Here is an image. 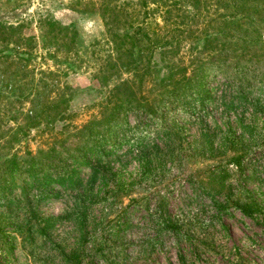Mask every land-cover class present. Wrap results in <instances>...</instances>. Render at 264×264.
Returning a JSON list of instances; mask_svg holds the SVG:
<instances>
[{"label":"rangeland","instance_id":"1","mask_svg":"<svg viewBox=\"0 0 264 264\" xmlns=\"http://www.w3.org/2000/svg\"><path fill=\"white\" fill-rule=\"evenodd\" d=\"M87 1L0 0V22L26 24L21 33L33 37L39 51L50 39L40 17L76 31L68 57L78 66L54 77L69 87L61 93L66 119L52 130L43 124L24 138L17 132L6 147L0 144V160L9 149L56 153L46 160L48 176L65 179L69 170L71 179L26 187L29 204H0V264H264V28L255 27V9L264 0H219L227 18L209 30L202 54L219 50L217 67L203 69V92L191 99L189 93L161 94L172 91L179 76L167 80L162 72L148 77L132 66L120 69L114 58L122 54L132 61L135 50L111 51L103 43L102 13ZM216 2L208 0L210 19L217 16ZM250 41L255 46L247 50ZM187 42L175 59L192 79L199 56ZM109 55L117 64L103 69ZM44 58V68L67 71ZM64 58L62 52L56 61ZM115 103L124 110L117 112ZM161 103L177 108L162 111ZM3 128L7 139L16 124L4 121ZM122 135L142 146L132 152L123 145L120 162L107 172L98 168V138L112 137L118 146ZM244 207L251 216L241 212ZM157 211L162 217L151 218ZM167 219L178 221L183 233L192 229L194 242L183 236L176 244L164 230Z\"/></svg>","mask_w":264,"mask_h":264},{"label":"trees","instance_id":"2","mask_svg":"<svg viewBox=\"0 0 264 264\" xmlns=\"http://www.w3.org/2000/svg\"><path fill=\"white\" fill-rule=\"evenodd\" d=\"M87 2L102 13L106 29L103 43L109 46L111 51L127 53L130 47L135 50V57L132 61L123 57L122 54L114 58L115 61L120 62V69L128 71L132 66L133 70L148 77L162 72L168 78L167 80L176 76L180 77L177 83L169 86L172 91H166L168 89L165 88L161 94H171L179 98L182 93H189L191 99L192 93L197 95L203 92V79L205 78L203 69H216L215 61L220 55L217 52L219 50L210 51L202 58L203 51L206 50L204 43L208 41L211 34L209 30L217 28V21L222 20L221 18L226 14L223 10L220 12V8H224L221 1L217 0L216 9H212L217 16L211 19L209 18L208 0H138L137 2L129 0L124 3H118L116 0H89ZM255 11L259 14V19L255 23L258 31L262 26L264 28V6L258 7ZM233 13H228L230 14L228 16ZM157 16L158 22L156 21ZM238 20H233V22ZM38 23L46 25L50 34L49 42L40 51L33 37L22 35L21 31L26 24L10 25L0 22V144L5 147L16 138L17 132L21 134V138H24L43 124L46 130H52L56 127V123L66 119V116L61 113V104H64L67 99L65 95L61 96V93L66 92L69 87L60 86L57 79L54 81V77H66L70 71L78 69L77 65L69 62L68 57L72 53V44L76 42L77 33L69 26H62L42 17L38 19ZM189 39L193 42L190 45L191 49L199 56V64L194 67L196 71L192 79L185 74L187 66L177 63L175 59L176 52H179L183 43ZM185 44L189 46V42ZM254 46L250 41L246 43L245 48L248 50ZM62 52L65 53L64 61H56L61 58ZM156 55L158 58L155 57ZM198 56L193 60L196 61ZM44 57H48L56 64L65 65L67 71L57 74V71L44 68ZM111 57L109 55L104 61L105 64L102 63L103 69L108 66V63L111 67L116 66L117 62L115 65L110 63ZM99 71L102 72V68H99ZM202 73L203 77L200 80L197 79ZM97 76L99 78V75ZM102 76L105 77V75ZM24 102L29 106L26 107ZM168 105L167 109L170 111L177 108L173 103H161L160 109L164 111L165 106ZM124 107V104L115 103L113 105L117 112L123 111ZM19 118L22 119L20 122H18ZM4 121L16 124L13 133L6 132L7 139L2 133ZM122 138V141L117 140L118 146L112 137L98 138L97 141H101L95 145L94 152L98 168L107 172L111 165L114 166L115 163L120 162L117 153L123 145L130 144L129 150L132 149V152H135L133 151L135 147L139 149L142 146L140 139H136L131 144L130 139L128 140L125 135H122ZM136 154H139V150ZM55 156L57 157L56 153L51 155L44 150H38L36 156H32L30 151L25 154L16 151L10 153V149L6 151L3 159L0 160V204L15 203L18 206L22 202L29 204V201H25L28 190L26 187L29 188L33 184L64 185L69 183L71 180L69 170L66 171L65 179L48 176L49 172L47 173L44 167L50 168L51 163H46V160ZM93 172L91 181L94 180L97 171L93 169ZM17 189L20 190L21 195L13 194ZM240 210L245 215L251 216L248 207L240 208ZM157 215L162 217L157 211L151 215V218ZM188 226L191 227V225ZM163 227L166 233L172 234L174 242L178 245L185 241L183 236L190 241V245L194 242L193 230H190L192 233H183L178 221L168 220ZM192 250L199 251V247L193 245Z\"/></svg>","mask_w":264,"mask_h":264}]
</instances>
